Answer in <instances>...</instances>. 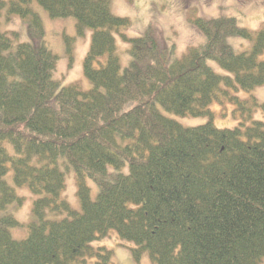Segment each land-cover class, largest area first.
Masks as SVG:
<instances>
[{
  "label": "trees",
  "instance_id": "trees-1",
  "mask_svg": "<svg viewBox=\"0 0 264 264\" xmlns=\"http://www.w3.org/2000/svg\"><path fill=\"white\" fill-rule=\"evenodd\" d=\"M34 3L74 17L78 36L93 31L91 89L56 79ZM16 16L30 41L3 29ZM193 25L205 40L178 56L152 24L128 36L133 21L112 0H0V264H115L95 246L112 232L138 262L264 264V103L237 95L264 86V27L229 16ZM236 38L250 47L238 51ZM214 104L234 107V128L215 125ZM166 114L208 122L185 127ZM70 176L80 210L66 196ZM16 188L35 196L27 224L14 213L24 203ZM22 227L27 237L14 238Z\"/></svg>",
  "mask_w": 264,
  "mask_h": 264
},
{
  "label": "rangeland",
  "instance_id": "rangeland-1",
  "mask_svg": "<svg viewBox=\"0 0 264 264\" xmlns=\"http://www.w3.org/2000/svg\"><path fill=\"white\" fill-rule=\"evenodd\" d=\"M33 7L40 14L45 27V41L49 49L58 56L56 79L62 86L78 82L84 90L92 88L91 82L84 74V61L89 52L92 33L87 29L83 36H78L74 17L52 18L50 14L34 3ZM113 12L120 17H129L133 26L125 33L130 37L142 35L147 26L153 25L159 32V40L163 44L175 45L177 55L182 56L190 47L201 45L205 36L193 25L196 19H213L221 17H235L239 24L252 31L264 27V0H112ZM12 23H4V30L17 31L23 41H30L26 26L20 17L13 18ZM67 39H70L72 59L67 53ZM167 44V45H168ZM233 44L238 51L247 50L250 44L242 39H234ZM119 55L122 66L129 67L131 57L127 53L129 44L118 38ZM264 58V56H263ZM220 74L226 72L217 63H212ZM241 98L256 97L260 103H264V86L257 87L251 92H237ZM215 112V125L218 128H234L237 121L232 117L233 106L222 107L214 104L211 108ZM227 113L226 116H223ZM180 122L185 127H195L208 122L207 117H180L166 114ZM258 120L264 121V111L260 110L255 115ZM13 183L12 176L7 177ZM89 185L97 194V187L89 181ZM17 193L24 197L23 206L14 211L15 216L23 224H27L33 217V201L35 196L26 188H16ZM66 196L72 205L80 210L81 205L77 196L76 182L70 176L67 182ZM28 235L26 227L13 230L16 239H24ZM95 246H104L113 251L115 264H153L146 253L139 262L134 258L132 243L121 241L114 232L110 237L97 242Z\"/></svg>",
  "mask_w": 264,
  "mask_h": 264
}]
</instances>
